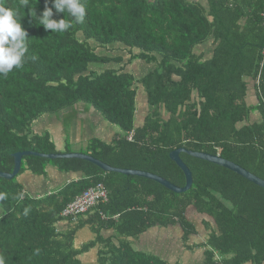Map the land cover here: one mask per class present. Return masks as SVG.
<instances>
[{
    "label": "trees",
    "instance_id": "16d2710c",
    "mask_svg": "<svg viewBox=\"0 0 264 264\" xmlns=\"http://www.w3.org/2000/svg\"><path fill=\"white\" fill-rule=\"evenodd\" d=\"M2 2L20 13L28 50L22 68L0 76V171L13 170L17 151L59 152L50 131L36 132L34 123L85 103L121 130L110 142L91 138L84 150L110 166L184 186L185 174L170 158L184 147L219 154L264 179V0H81L84 22L63 33L45 30L20 0ZM30 3L39 17L45 0ZM53 12L54 19L71 20ZM208 42L209 50L197 51ZM110 47L128 58L109 54ZM134 60L154 66L136 77L128 70ZM96 64L116 66L97 70ZM139 84L148 106L141 124ZM180 157L193 173L192 187L182 193L81 158L25 155L17 176L0 177L7 194L0 200L5 264H84L82 255L95 247L92 264H171L130 243L154 226H180L184 247L203 248L204 264H264V188L216 163L186 152ZM49 164L83 175L46 196L26 194L18 176L44 175ZM99 183L107 201L76 220L62 216ZM190 209L214 223L204 220L210 232L199 243H189L199 233ZM87 225L96 236L77 246V232ZM102 229H113V236L104 238Z\"/></svg>",
    "mask_w": 264,
    "mask_h": 264
},
{
    "label": "crops",
    "instance_id": "0c3cea01",
    "mask_svg": "<svg viewBox=\"0 0 264 264\" xmlns=\"http://www.w3.org/2000/svg\"><path fill=\"white\" fill-rule=\"evenodd\" d=\"M254 99H255V94L253 90H250L249 96H248L249 103L253 102ZM73 108H75L73 109L74 111L70 112L69 114H72L74 117L76 116L81 117L83 119L82 120L83 123L86 126H88L89 129L104 127L107 131L112 130V127L107 126L105 125V123H103L104 119L101 113L98 112L92 106H89L85 103H79ZM66 110L62 111V114H66L69 112V109H66ZM255 118H256L255 116L252 117V119H255ZM51 120H54V119H51ZM37 124H39L38 125L39 127L41 126L40 121L36 123V126ZM91 131L93 130H90V133L94 135ZM50 133L52 134L53 139H54L53 132L50 131ZM118 133L119 131H117V129L114 128L112 131V135L110 136V138H108V140H104L102 138L100 139L110 142L116 137ZM91 138H94V136ZM91 138L85 141V148H87L88 142ZM79 139L83 140V135L76 134L74 137V140H79ZM54 141H55L56 147L59 152H63V153L71 152L70 149H67L66 146H65V150H62L61 146H64V145L60 144L55 139ZM64 144L67 145L66 141H64ZM83 153L85 152L83 151ZM82 175L83 174L81 172H61L55 166L49 164L46 167V173L44 175H36V174L31 173L30 171H25L18 176V180L23 185V188L26 194H28L31 197L40 198L50 193L61 190L68 182L75 180L77 178H80ZM190 211L191 209L189 210L188 215H190ZM61 224H65V223H61ZM175 227L176 226H168V227L154 226L150 228L149 230H147L146 232L139 235L137 238H130V243L133 246L139 247L136 249L135 247L132 246L136 250H142L140 249V247L146 246L150 248V251H152L150 253L156 254L158 256L164 255L163 259L167 260L166 255L169 254L168 256L172 257L173 253H178V250L180 247L179 242L183 244L182 243L183 231L182 229L179 230L178 228H175ZM101 234L104 236V238H108V237L113 236L114 230L113 229H102ZM95 236L96 234L92 230L91 226L87 225L77 232L76 240H75L76 245L79 246L82 243L87 242L88 240L94 239ZM97 254H98V247L91 249L90 252L82 255L83 263L84 264L95 263L97 259ZM88 255H91L92 259L90 261H84L88 257Z\"/></svg>",
    "mask_w": 264,
    "mask_h": 264
},
{
    "label": "rangeland",
    "instance_id": "374dc122",
    "mask_svg": "<svg viewBox=\"0 0 264 264\" xmlns=\"http://www.w3.org/2000/svg\"><path fill=\"white\" fill-rule=\"evenodd\" d=\"M210 46H211V43L208 42L205 45L198 47L197 51L198 52H201L203 50L207 51L209 50ZM107 51L111 55L120 54L124 56L125 59H127L129 56V53L127 51H120V50L115 49V47L113 48L110 47ZM98 52L103 54L105 53V50L102 48V49H99ZM107 66L115 67L116 65H112V64H109V65L98 64L97 65L96 64L95 68L97 70H104ZM153 66L154 65L152 63L147 64L140 60H134L128 66V70L132 72L136 77H139L143 75L144 73L148 72ZM137 101H138V112H137V117H136V123L141 124L144 120L145 115L148 112V106H147V102L145 99V93H144L143 86H141L140 84H139V89H138V100ZM73 109L75 108H70L69 112L66 114H62V112L55 113V114H45L44 116H42V118H40L34 123V130L36 132L37 131L44 132L48 130L53 132L54 139L60 144L64 145V146H61L62 150H65V146H66L67 149H70V151H74V152H83L84 150H86L85 141L93 136L102 138L104 140H108V138H110V136L112 135V131L114 128L117 129V131L119 132L121 131L118 126L110 124L109 122L105 120L103 123H105V125L107 126L112 127V130L107 131L104 127L89 129V127L83 123L82 121L83 119L81 117H77V116L74 117L72 114H69L70 112L74 111ZM253 115L256 118H259L258 114H253ZM51 119H54V120H51ZM39 121L41 122V126L39 127L38 126L39 124H37V126L39 127L38 128L36 126V123ZM90 130H93L91 132L94 135L90 133ZM76 134L83 135V140L82 139L74 140V137ZM64 141H66L67 145L64 144ZM189 218H191V220L196 224L198 228V232H199L197 235L191 236L189 243H192V242L199 243L205 239V237L210 232V227L211 226L213 227L214 223L210 217L202 216L200 214H197L191 211H190ZM204 220L209 221L211 226L208 227L204 223ZM175 228H178L179 230L181 229L180 226H176ZM179 245L180 247H179L178 253H173L172 257L168 256L169 254L166 255L167 256L166 258L169 262H171L172 264H176V263L177 264H204L203 248H197V249L195 248L194 251L190 252L180 242H179ZM133 247H135L136 249L139 248L137 246H133ZM140 249L146 252H152L150 251V248L146 246L140 247ZM160 257L164 258V255H161ZM91 259H92L91 255H88V257L84 261H90Z\"/></svg>",
    "mask_w": 264,
    "mask_h": 264
},
{
    "label": "clouds",
    "instance_id": "9594fccd",
    "mask_svg": "<svg viewBox=\"0 0 264 264\" xmlns=\"http://www.w3.org/2000/svg\"><path fill=\"white\" fill-rule=\"evenodd\" d=\"M49 0H45V7L42 14L36 17L34 8L30 0H20L21 7L28 8L30 14L36 18L45 30H51L53 33H63L73 27V24L84 22L86 15V6L81 0H51V7L48 6ZM67 13L71 20L62 18L54 19V12ZM27 31L22 26L21 15L17 10L4 6L0 0V76L7 77L13 68L20 69L25 62V53L27 52ZM6 193L0 192V200L6 199ZM25 193L20 192L17 199L22 200ZM28 208L24 209L27 215ZM0 264H5V259L0 255Z\"/></svg>",
    "mask_w": 264,
    "mask_h": 264
},
{
    "label": "water",
    "instance_id": "95a60500",
    "mask_svg": "<svg viewBox=\"0 0 264 264\" xmlns=\"http://www.w3.org/2000/svg\"><path fill=\"white\" fill-rule=\"evenodd\" d=\"M181 152H186L194 157L207 160L212 163H216L218 165H221L223 167H226L235 173L241 175L242 177L246 178L247 180L251 181L252 183L261 186L264 188V179L258 177L257 175L253 174L249 170L243 168L242 166L227 160L223 157H221L219 154H210L207 152H201V151H192L189 149H186L184 147L177 148L173 151L170 152V158L176 162V164L182 169V171L185 174V185L184 186H178L172 182H170L168 179L163 178L157 174L148 172V171H143V170H138V169H129V168H117L110 166L109 164L93 157L89 153H83V152H55V153H39L36 151L32 150H25V151H17L13 154L14 157V167L11 172H6V171H0V177H4L7 179H11L15 176H17L21 170L22 166V159L25 155H38V156H43L47 157L49 159H55V158H81L88 160L97 166H99L101 169L104 171H115L119 173H124V174H132V175H137V176H142L146 177L152 180H155L156 182L162 184L166 188H168L171 191H174L176 193H182L185 191H188L192 185H193V173L191 169L188 167V165L182 160L180 157Z\"/></svg>",
    "mask_w": 264,
    "mask_h": 264
},
{
    "label": "built area",
    "instance_id": "2783aa9c",
    "mask_svg": "<svg viewBox=\"0 0 264 264\" xmlns=\"http://www.w3.org/2000/svg\"><path fill=\"white\" fill-rule=\"evenodd\" d=\"M264 54V50H263ZM260 75L257 79L259 82ZM108 199V192L105 186L101 183L89 187L70 202L62 211V216L76 220L78 216L88 212L91 208L100 202H105ZM105 218V215H103Z\"/></svg>",
    "mask_w": 264,
    "mask_h": 264
}]
</instances>
